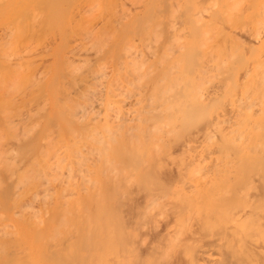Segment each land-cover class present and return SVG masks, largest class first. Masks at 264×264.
Here are the masks:
<instances>
[{
	"label": "bare ground",
	"instance_id": "obj_1",
	"mask_svg": "<svg viewBox=\"0 0 264 264\" xmlns=\"http://www.w3.org/2000/svg\"><path fill=\"white\" fill-rule=\"evenodd\" d=\"M42 1L43 4H40L47 6L46 3L44 4V0ZM51 1V5L55 6L60 1L62 2V0H59V2L55 0L57 3L54 2V4V0ZM74 1H69L68 6ZM83 1H81L82 5ZM136 1L138 2V0ZM172 1H174V4L168 5L169 8L172 7V12L169 14V16H172L169 17V22L167 21L169 18L166 20L169 24L164 21L165 19L158 20L160 17H157V15H160L157 13H163V9L169 4L167 0L163 4H166V7L161 5V8L159 2H156V8L153 9L155 11L158 8V11L157 15L153 16L152 14L156 12L153 13L151 10L153 6L147 7L146 1L143 0L140 1V4L144 2L143 6L141 5L142 15L140 16V13H137L136 19L133 20L132 18L131 20L133 23H126L127 25H125L123 22L126 20L123 22L121 20L127 19L125 17L126 11L128 14L131 9H126L124 12V8L121 6V13H119L117 9L118 1L116 0H102V2L99 0L96 5L94 3L96 1H93L94 7L91 4L92 2L88 0L90 5L85 6L94 10L98 7L96 10H99L103 15H100L101 20L98 29H95L97 23L95 26L93 24L94 29L97 30L94 32V36L91 34L94 38L89 36L94 42L91 45L95 44L94 48L89 46V42V45L87 44L90 50L93 49L92 54L90 51H86L89 49L84 47L85 49H83L88 52L85 53L88 57H83L87 55H81V58L76 59L75 55L79 52L77 51L75 55L73 52L76 53L74 50L79 46L76 48L74 46L73 50L69 49V53L73 51L70 54H73L74 60L79 61V59H82V61H79L82 62L81 64H78L77 61L73 63L71 60L73 57L67 58V56H72L69 54L66 58L64 57L65 60L60 58L61 61L63 59V63L66 62V66H62L64 69L62 72L66 73L61 72L59 76L58 73V80L55 77L57 81L55 83L53 81L54 87L52 85V88L54 91L50 98L49 107H47V104L43 105L42 102V110L38 114L35 113L36 116L42 117L41 111H43L47 120L40 123L43 121L41 118L40 120L36 118L38 122H35L37 121L35 118L32 121V118V125H30L31 122L28 123L29 119L35 115L32 113L34 116L30 117L31 111L29 110V114L26 112L30 117L28 121L23 123L21 119L20 121L17 120L25 128L21 127L25 131L23 135H20L21 130L18 133L19 135L16 134L19 130L17 132L14 130L16 133L12 131L13 134H10L11 137L9 136V132L14 127L12 123L16 121L14 119V117L16 118L15 112L13 113L15 115L12 114L14 109L11 110L12 106L9 109V104L14 105L15 96H18L20 90H23L22 93L24 92V86L30 83L31 78H28L31 74L28 75V78L26 74L25 78L22 75L23 73H20L23 72L22 69L20 72L16 71L19 76L15 73L14 78L17 77L18 82L16 83L15 79L11 80H15L14 84L20 90L17 89L19 93L16 92L15 94L14 92L15 96L12 100L9 99L11 101H7L8 97L3 101L4 97L0 95V102L2 100L0 103L2 118L0 120L3 122V125L0 124V264H264V116L262 115L264 111L262 100H264V97L261 96V93L264 95V90H261L264 89L263 83V87L259 88L261 79L264 78L259 76H264V68H262L264 60H262L263 57L256 58L263 70L262 73L260 72L261 74L259 71L257 72L258 67L256 65L258 64L255 61L253 65L257 69H255L256 73L252 72V74L257 77L255 78L252 75V78L249 77L245 80L244 77L241 79L240 76L247 75L248 70L250 71L251 68L247 65L242 67L245 63H250V61L245 62V59L241 58L242 51H247L248 48H244L246 46L242 47L244 38L241 39L242 45L240 47L245 50L241 49L242 51H240L239 43H237L238 46L235 44V47L232 41L235 40L236 42L239 38L236 40L235 35L231 34L235 33L231 30H237L236 27L240 30L236 31V34L237 32L240 34L243 29L244 31L251 29L252 34L255 33V37L250 33L251 31H248L249 34L245 32H242V34H251L256 42L264 44V18L258 16L264 10V6L260 7L263 0L258 4L260 10H263L258 11L257 16H255L256 12L253 9L254 16L259 17L261 21L253 16V12L248 14V16H253L255 20H251L257 26L254 25L255 27H253V23L248 22L250 29L246 27L248 24L246 21H249L247 19L250 17L245 22L242 21L246 26H242L243 23L239 19L237 23H241V25L236 23L237 19L235 17L239 14L242 15L244 11L241 9L240 13L237 14L239 11H236L235 7L240 10L239 6H232L235 4L234 2H236V5H240V3L237 4V0H229L230 2L226 0V2L234 7L233 12L234 10L237 12H234V15L237 14L235 17L229 15V18L233 20L231 25L235 21V25L241 27L236 26L235 29H229L230 35H224L223 32L225 31L223 30L226 26L224 22H222V25L225 24L224 27L222 26L223 28L219 26L220 24L216 25L214 23L218 26V30H222L221 34H216L218 32L216 31L217 28L213 26L215 29L212 32L219 37L217 42H220L222 35H224V38L228 37V39H225L227 42L221 40L222 43L226 42L227 45L229 42L232 44V52L235 48L234 52L237 53L238 57L236 53L227 51L229 49L226 48L228 45H222V51H224V47L225 52L227 51L224 54L226 56L227 53L229 54L228 59L234 54L229 59L232 62H228V64L230 63L231 65H229L232 66L236 60L238 61L241 58L245 62L242 63L240 60L243 64L242 66L239 65L241 69L249 68L248 70H242L241 73L237 72L240 67L236 70L234 66L232 68L227 64L228 60L220 48L219 52L215 50L222 43H216L220 45L217 46L211 40L212 37H216L212 36V22L220 23L225 21V18L228 19V16L224 15L226 12L221 11L222 16H227H223V20L212 21L219 16L216 15L215 6H212L213 0L211 2L209 0L205 1L209 2L208 6H210L208 8L212 10L214 7L213 11L210 9L205 10L207 5L203 8L200 7L201 9L197 7L201 6L202 3L204 4V2H201L203 0H199L200 5L199 2L194 1L193 3L198 5L187 3L188 6L190 5L189 9H186L188 6L184 4L186 0H181L184 2V9L183 7L178 8L176 2L178 0ZM220 1H222V7L225 11L230 10L232 12L228 8L229 6L224 7L223 0ZM45 2L49 4L50 1L45 0ZM253 2L256 6L257 2ZM63 3L67 4V1L63 0ZM132 3L134 9H136L135 7L139 8L140 5L136 6L133 1ZM80 6L81 4L78 7ZM56 7L60 11L54 8L56 10L48 12L50 14L54 12L53 19L56 16L57 20H54L56 23L51 20L50 24L53 25L54 23L57 26L59 15L57 16L56 13L59 14L66 5L62 8ZM126 7L128 8V6ZM18 8L19 5L13 8L14 10L11 9L8 14L13 11L15 13ZM169 8L166 9V13L169 12ZM68 9L66 7L65 11L67 12ZM147 9L149 12H147ZM243 9L245 8L243 7ZM28 10L26 9V12ZM37 10L36 14L40 11L37 12ZM72 10L74 11V8ZM23 11L25 13V10ZM150 11H152V14ZM206 11L210 13V18H213L211 19L212 22L208 20L207 23L203 19L204 14L208 15V12L205 13ZM210 11L214 13L212 14ZM30 12L29 15L33 11ZM183 12H187V16H183V18L186 17L185 21L181 18ZM24 13L20 16H23ZM134 13L136 15V12ZM96 14L99 15L97 12ZM150 14L151 17L148 16ZM29 15L26 16L30 17ZM83 15L82 18L84 19L85 16ZM105 15L106 17H104ZM263 15L261 14V16ZM155 16L158 18L157 23L155 20L154 23H151ZM166 16L168 15L166 14ZM166 16L164 17L166 18ZM209 16H207L208 19ZM27 17H24V20ZM3 18H8V16ZM41 18L43 19V17ZM149 18L152 20H149ZM88 19L84 21L91 20ZM181 19L184 21V25ZM227 19L225 21L227 23L226 27L230 28L232 26L229 27L230 24L228 23L231 22L229 19L228 22ZM22 20L19 22L20 20L16 18L12 19L14 23L10 22L14 26L16 23L22 24L24 21ZM15 21L18 22L15 23ZM162 22L163 24L167 23V30L164 29L165 26ZM64 23L67 25L66 22ZM116 23L118 24L116 25ZM17 24L14 28L17 26L21 29L23 25L18 24V26ZM4 25L7 24L2 25V30L6 29ZM9 25L8 23L6 27ZM81 25L83 26V24ZM251 26L257 32H253ZM256 27L257 30H255ZM14 28L11 27L12 32L9 31L10 34L13 33V30L15 32ZM32 28L34 27L32 26ZM18 31L20 35V31L24 32V30ZM55 32L57 34V31ZM79 32L85 34L82 33V38L93 33L89 27H85V30ZM45 33L43 36L48 34V32ZM8 34L7 37L11 36H8ZM68 34L64 35L68 37ZM17 35L16 38H18ZM233 35L234 40L229 39ZM250 36L248 37L250 38ZM30 38L32 40V37ZM80 40L82 42V39ZM164 40H167L166 43ZM163 42L165 45L168 43V45L163 46ZM252 42L254 41L252 40ZM14 43L12 44L14 45ZM19 43L22 42L19 41ZM248 43V45H251V40ZM34 44H37V41ZM8 45L10 46V44ZM30 45L28 46L30 47ZM212 45L217 47L215 48ZM25 46L27 47L26 44ZM210 47L217 52L216 55L213 54V58V50L211 52ZM248 47H251V49H249L250 52H246L249 53L246 57L256 50V47H252V45ZM14 48L16 49L15 46ZM80 48L81 54L82 49ZM159 48L160 51L164 49V52H159ZM254 48L255 50H252ZM15 49H12L11 52ZM238 49L240 53L236 51ZM263 49L262 46L260 52H264ZM16 50L18 52V47ZM220 52L225 57V61L219 59L220 62L214 63L213 60L216 61L215 58L217 59ZM5 53L3 51L0 54H3V56H0V58H3ZM13 53L14 59L19 57L16 56L18 53L16 55L15 52ZM89 53L92 58H90ZM40 55L33 56L38 58ZM56 55L58 57V54ZM262 55L264 56L263 53ZM223 56L221 55V58ZM8 57L11 61L10 56ZM25 58L24 55V58H19L20 60L18 58L17 61L13 60L14 63H19V61L22 62L21 59ZM233 58L236 59L234 62ZM0 60L2 62V59ZM9 61L7 64H9ZM14 63L8 66L15 65L16 67ZM30 63L29 67L31 66ZM24 64L21 65L23 68L27 63ZM21 66L19 63L18 68ZM7 67L5 71H3L4 69L0 70V73L3 71L0 74L3 83L8 80H4V76V78H7V76L13 78V76L9 77L12 69H9L8 74L5 73ZM65 68H67L66 71ZM63 69L61 68L60 71ZM261 69L260 71H262ZM13 74H10V76ZM66 76H69L71 80L67 79ZM262 81L264 82V79ZM18 83L23 85L19 86ZM14 84L12 82L13 87ZM34 84L36 86V83ZM37 85L39 86L38 83ZM1 86L0 83V93H3L1 92ZM6 86L8 85H5V88ZM3 87L2 89L6 91L7 88L4 89ZM27 88L31 90L29 87ZM256 89L260 94L253 95L254 92H257ZM7 92L10 95V92ZM33 94L36 95L37 93ZM19 95L25 97L26 94L20 93ZM36 97L34 96V98ZM34 98L32 100L36 101ZM18 100L21 102L20 99ZM36 102L38 104V101ZM22 104L21 107L25 105ZM37 104H35L36 107L40 105ZM21 116L24 117L23 114ZM26 123L31 128L25 127V125L27 126ZM5 131L7 133H4ZM39 131L41 132L39 133L40 136H37ZM200 141L204 145L198 147L197 144H200ZM186 176L187 179L188 176H194V178L198 176L196 178L198 180H193L194 178L190 177V180L187 181ZM206 176L209 180L204 179L203 181L202 179ZM227 176L228 178H226ZM230 176H232V179ZM234 176L238 179H235ZM199 179L204 183L201 181L199 183ZM196 181L199 183L200 188H198ZM201 184H204L205 187ZM140 199H143L141 200L143 205L140 203ZM133 216L135 219H133ZM171 221L173 224H170ZM162 226L165 227V231L161 228ZM160 231L166 235L164 233L162 235ZM167 238L170 239L168 242L170 244L167 243ZM152 239H158V245L154 244V246L151 243L153 246H150ZM162 240L164 242L167 240L166 244L161 243ZM160 243L163 244V247ZM145 252L149 253L146 257L144 256Z\"/></svg>",
	"mask_w": 264,
	"mask_h": 264
},
{
	"label": "rangeland",
	"instance_id": "obj_2",
	"mask_svg": "<svg viewBox=\"0 0 264 264\" xmlns=\"http://www.w3.org/2000/svg\"><path fill=\"white\" fill-rule=\"evenodd\" d=\"M0 1H1V2H0V3H1V4H0V20L2 19V20L0 21V28H1V29H0V37H1V38H0V45H1V46H0V54L3 53V51H4V53H5V51H6L5 55H7V56L4 55L3 58H0V59H2V62H1V60H0V68H1L0 70L4 69L3 71H5V70H6V67H7L9 64L14 63V62H15L14 60H16L17 58H18V59H19V58H24V55H25V57H26L27 59H26V58H25L26 60H25V59H21L22 62L19 61L20 66L22 65V63H25L24 65H26V63H27L26 66L29 67V63L31 62V63H30L31 66H30L29 68H27L26 66H25V68H23V67L21 66V67H19V68H20V69H19V68H18L19 63H14V64H16V67H15V65H14V66H13V65H10L11 68H9L10 66L7 67V71H6L5 73H7V72L9 73L11 69H12V71H11L12 73H10V74H13V73H14V74L11 75V76H10V74H9V77H12V76H13V78H8V76H7L8 73L6 74L7 78H4L5 76L3 77L4 80H5V79H8V80L10 79L9 81L6 80L9 84L11 83L10 85H9L7 82H4V83H7V84H4V83L2 82V78L0 77V78H1V79H0V83H1V85L4 86V87H3L4 89L7 88L6 91H5V90L2 89V86H1V92H3V93H0V95L4 97V98H3V101H4V99H7V97H8L7 101H8L9 99L12 100L13 96H15V95H14V92H15V94H16V92H17V93L20 92L21 94H24V95L26 94L25 97H23V95H19V94H20V93H19L18 96H17V95L15 96L16 98L14 97V98H15V99H14V105L9 104V105H10V106H9V109H11V108H12L11 110L14 109V110L12 111V114H13L14 112H15V114H16V115L13 114V115L16 116V118L14 117V119H16V121H14V122L12 123V125L14 126V127L12 128L13 130L10 129L11 131L9 132V136L11 137L10 134H13L12 131H14V130H15L16 132L19 130L17 133L14 131L16 134H18V133H20V132L22 131V132L20 133V135H23V133L25 132V131H23V129H21L22 124H21V123H20V124L18 123V122L20 121V119H21V121H23V123H25L26 121H28V119H29L31 116H34L35 113H36V114L40 113L39 111L42 110V109H41V106L43 107V105H46V104H47V107H49V105H50V103H51V99H50V98H51L52 92L54 91V89L52 88V85H53V87H54V83L59 79V77H57V74L59 73V74H58V76H59V75L61 74V72L64 71V69H63L62 66H66V65H65L66 62L64 61V63H63V59H64V57L66 58V56H67L68 54H69V55H72V56H67V58L70 59L71 57H73V58H71V60H72L73 63H74V62L77 61V60H74V56H73V54H74V55L77 54V51L79 52L77 55H80V56L78 57L77 55H75V58H76V59L81 58V55H87V54H85V53H88L89 51H90V53L92 54V50H93V49L90 50L89 48H90L91 46L93 47L95 44H92V45H91V43H94V42H92L93 39H92V38L90 39V37H93V36L95 35L94 32L97 31V30H95V29H98L97 27L100 26V20H101V19H100V15H101L102 13H100L99 10H96L98 7H97L95 10L86 7L87 5H90V4H89L90 2L88 3V0H87V1H86V0H84V1H83V0H75L74 2H72V4H69V6H68V3H69V1L71 2L72 0H69V1L66 0V1H67V4H66V3L64 4V3H63V0H62V2L60 1L61 3H60L59 0H58L59 3H58V5H56V6H59V7L62 8L63 6L66 5L67 9H68L69 7H70V8L68 9L67 12L65 11L66 7L62 8V9H61V12H60L59 14L55 12V13L57 14V16L59 15V17H58V21H57V26H56V24H54L53 22H52L53 25L50 24V23H51V20H53V21H54L55 19L57 20L56 16H55V18L53 19V16H54L53 13H54V12H52V13L50 14L48 11L51 12V11H54V10H56V9L60 11V9H58V7H56V6L53 5V4H52V5H53V6H52V5H51V2H52L51 0H48V2L50 1L49 4H48L47 2H45V0H44V4L46 3L47 6H46V5H45V6L42 5V4H43V1H42V0H19L18 2H17L16 0H3V1L0 0ZM31 1H32V2H31ZM37 1H39V3H37ZM40 1H41V2H40ZM46 1H47V0H46ZM64 1H65V0H64ZM81 1H83V5H82V2H81ZM89 1L92 2L91 4L93 5V7L96 5L97 2H99V0H89ZM93 1H96V2H94L95 5L93 4ZM103 1H104V0H103ZM116 1H118L117 3H118V6H119V7L117 6V9H118L119 13H121L120 8L122 9V7L124 8V12L126 11V9H127V10H130V9H131V10H130L131 12H130V13L128 12V14H127V11H126V16H125V17H126L127 19H123V20H121L122 22H123L124 20H126V21L123 22L125 25L130 24V23H133V21H131L132 18H133V20H134V18H135L139 13H140V14H139L140 16L142 15V13H141L142 10H141V9H142L143 3H144L145 1H146V2H145V3H146V6L148 5L147 7H152V6H153V7L151 8V10L153 11V13L156 11L155 14H152V13H151L152 11H150V13L152 14V16H153V15H157V14H160V15L163 16V14L166 13V12H165L166 9L169 8L168 5L171 6V5L174 4V1H172V0H171V1H168V0H167V3L169 2V4H167V5L165 4V5L167 6V7H166L165 5H163L164 2H165L166 0H164V1L162 0L163 3H162L161 0L158 1L159 4H160V6H159L160 8H161L162 6H164V7H166V8H164V7H163L164 9L162 8V9L164 10L165 13H164L163 11H162L163 13H159V12L157 13L158 8H157V10L155 9V11H154V9H153L154 7L156 8L155 5L158 3L157 0H156V1H153V0H152V1H151V0H144V2H143L142 4H140V3H141L143 0H138V2H137L136 0H129V1H128V0H121L120 2H119V0H116ZM132 1L135 3L136 6H137V5H138V6L140 5L139 8H138L140 11L137 9V7H135L136 9H134V8L132 7V4H133ZM135 1H136V2H135ZM140 1H141V2H140ZM182 1H183V0H182ZM182 1H181V0H180V1H179V0L176 1V2H177V6H178L179 9H181V8L184 6V5H183L184 2H182ZM186 1H187V2H186ZM186 1H185V3H184V4H186V5H187V3H189V4L192 3V5H198V4L200 5V4H201V3L199 2V0H192V2H191V0H189L190 2H189L188 0H186ZM193 1H194V2H199V3H198V4H197V3L194 4ZM205 1H206V0L201 1V2H204V4L202 3L203 6H202V4H201V6H197V7H199V8L201 7V8H203L205 5H207V7H205V10H206V9H210V10H211V8H208V7L210 6V5L208 6V4H209V2H211V0H209V2L207 1L208 3L205 2ZM224 1H225V2H224ZM228 1H229V0H228ZM233 1H235V0H233ZM253 1L257 2V3H256V6H255V3H254ZM261 1H262V0H257V1H256V0H248V1H247V0H243V1H238V0H237V4L240 3V5H236V2H234L235 4L232 5V6H239L240 10L238 9V7H235V8H236L235 10H236V11H239V12L237 13L235 10H234V12L237 13V14H239L240 11H241V9L244 10V11H243L242 15L239 14V15H241L242 17L239 16V15H238L239 17H238V16L235 17L237 14L234 15L235 13H234L233 10H232L234 7L230 6V3H229L230 1H229V2H226V0H223V3H225V4H224V7L229 6L228 8H230V9L232 10V12H230V10H229V11H225V10L223 9V7H222V5H223V4H222V1L218 0V2H219V4H218L217 0H215V1L213 0V2H212L213 5H212V3H211V5H212V6H215V10H217V14H216V15H219V16L221 17L222 14L226 12L224 15H227L229 21L231 22V23H228V24H230L229 27L232 26V27H230V28H227V27H226V26H227V23H226L225 21H226L227 18L224 19L225 21H221V19L223 20V18H224V17H227V16H224V15H223L224 17L222 16L221 18L218 16L220 20L217 19L218 17H217V18L215 17L216 19H215V18L213 19V18H210V16H209L210 13L208 12V11H209V10H208V11L205 12V13L208 12V15H207V14H204V13L202 12V13L205 15V16L203 17V19H205V21H207V23H208V20L211 21V19H213L212 21H214V20H215V21H217V20H218V21H221L220 23H219V22H218V23H217V22H212V21H211V22H212L213 24L216 23V25H217V24H220V25H219L220 27H222V26L224 27L225 24H226V26L224 27V30H223V31H225V32H223V34H224V35H226V34H229V35H230V32H228V31H230L229 29H235L234 27L239 26V25H235V21H234V24H233V25H235V26L231 25L233 20H232V18H229V15L231 14L230 17H235V19H237V20H236V23L239 22V20L241 21V23H243L242 21L245 22L246 19L250 17L249 19H247V20H249V21H246V22H247V23H248V22H251V24L253 23L252 26L255 27L254 25H256V24H254V21H252L251 19H253V16L255 15V14H254L255 12H256V15H255V16H257V14L263 10V9H262L263 7L261 8L262 10H260V7H261V6H264V5H263L264 0L262 1V5H260V7L258 6V4L261 3ZM54 2L57 3L55 0L53 1V3H54ZM75 2H76V3H75ZM85 2H87V3H85ZM101 2H102V0H101ZM148 2H149L150 5L147 4ZM156 2H157V3H156ZM170 2H171V4H170ZM181 2H182V3H181ZM216 2H217V3H216ZM250 2H251V3H250ZM252 2H253V3H252ZM19 3H20V4H19ZM40 3H42V4H40ZM55 3H54V4H55ZM138 3H139V4H138ZM180 3H181V4H180ZM205 3H206V4H205ZM215 3H216V5H214ZM226 3H227V4H226ZM25 4H27V5H25ZM37 4H38V5H37ZM39 4H40V5H39ZM75 4H76V5H75ZM77 4H78V5H77ZM80 4H81V6L78 7ZM228 4H229V5H228ZM231 4H233V2H231ZM243 4H244V5H243ZM253 4H254V5H253ZM17 5H19V8L16 9L17 11L15 10V13H14V11H13V12H12L13 14L11 13L12 15H11V14H8L9 11L11 12V9L16 8ZM23 5H24V6H23ZM60 5H61V6H60ZM85 5H86V6H85ZM92 5H91V7H92ZM124 5H125V6H124ZM141 5H142V6H141ZM151 5H152V6H151ZM161 5H162V6H161ZM179 5H180V7H179ZM245 5H246V6H245ZM247 5H250V6L247 7ZM6 6H7V7H6ZM13 6H14V7H13ZM39 6H40V7L42 6V8H40ZM121 6H122V7H121ZM126 6H128V8H127ZM177 6H176V9H177ZM187 6H188V5H187ZM189 6H190V5H189ZM189 6L186 7V9H189V8H190ZM212 6H211V7H212ZM28 7H29V8H28ZM37 7H39L40 9L37 8ZM43 7H45L44 10H43ZM46 7H47V9H46ZM51 7H52V8H51ZM89 7H90V6H89ZM93 7H92V8H93ZM173 7H174V6H173ZM191 7H192V6H191ZM197 7H196V8H197ZM231 7H232V8H231ZM243 7H244L245 9H243ZM249 7H251L252 9L249 8ZM253 7H254V8H253ZM3 8H4V9H3ZM54 8H56V9H54ZM73 8H74V11L72 10ZM76 8H77V9H76ZM81 8H82V9H81ZM84 8H85V9H84ZM160 8H159V9H160ZM171 8H172V7H171ZM171 8H169V12L166 13L168 16H166V14L164 15V16H166V18H165L164 16L162 17V16H160V15H159V16L157 15V17H160V18L158 19V18L155 16L156 19H155V17H154L153 22L151 21V23H154V20H155L156 23H157V21H158V20H161V18H163L162 20L165 19L164 21H166L170 16H172V15L169 16V14L172 12ZM199 8H198V9H199ZM201 8H200V9H201ZM228 8H227V10H228ZM247 8H248V10L246 11ZM26 9H27V10L29 9V10H28L29 12H30V11H31V12L33 11L32 13L30 12L31 15H29V12H28V11L26 12ZM32 9H33V10H32ZM34 9H36V10L38 9L37 12H38L39 10H40L39 12H41V11L43 10L44 13H43V11H42L41 13L38 12V14H36V13H35L36 10L34 11ZM52 9H53V10H52ZM80 9H81V10H80ZM174 9H175V7H174ZM174 9H173V10H174ZM183 9H184V7H183ZM200 9H199V10H200ZM253 9H255V12H254ZM13 10H14V9H13ZM23 10H25V13H24ZM62 10H64V11H62ZM71 10H72V12H71ZM75 10L77 11V13H76ZM82 10H83V12H82ZM84 10H85V12H84ZM87 10H88V11H87ZM147 10H148V9H147ZM149 10H150V8H149ZM149 10H148L147 12H149ZM170 10H171V11H170ZM213 10H214V7L212 8L211 11H213ZM252 10H253V11H252ZM91 11H92V12H91ZM159 11H161V10H159ZM200 11H201V10H200ZM202 11H204V10H202ZM211 11H210V12H211ZM221 11H222L223 13H221ZM258 11H259V12H258ZM45 12H46L47 16H46ZM57 12H58V11H57ZM65 12H66V16H65ZM88 12H89V13H88ZM96 12H97L99 15H97ZM134 12H136V15H135ZM228 12H230V13L228 14ZM249 12H250V13H249ZM252 12H253V16H252V15H251V16H250V15L248 16V14H251ZM262 12H263V13H260L258 16L264 18V15H263V14H264V10H263ZM23 13H24V15H23L24 17H27L26 15H29L30 17H27V18L24 20V17H23V16H20V15H22ZM70 13H71V14H70ZM72 13H73V14H72ZM85 13L88 14V15L86 16ZM93 13H94V14H93ZM137 13H138V14H137ZM156 13H157V14H156ZM211 13L213 14L214 12H211ZM39 14H40V15H43V16H40ZM83 14H85V15H83ZM89 14H92V15L89 16ZM103 14H104V13H103ZM116 14H118V13H116ZM132 14H133V15H132ZM151 14L148 15V16L151 17ZM203 14H202V15H203ZM232 14H233V15H232ZM261 14H262L263 16H261ZM10 15H11V16H10ZM14 15H15V16H14ZM34 15H35V16H34ZM36 15H37V16H36ZM44 15H45V17H44ZM49 15H50V16H49ZM71 15H73L75 18H74L73 16H71ZM78 15H79V16H78ZM82 15L85 16L84 19L82 18ZM93 15H94L95 19H94ZM118 15H119V14H118ZM181 15H182L181 18L184 20V19H186V17L183 18V16H187V12H183V13H181ZM7 16H8V18H5V19L3 18V17H7ZM18 16H20V17L18 18ZM38 16H39V17H38ZM48 16H49V17H48ZM68 16H69V17H68ZM101 16H103V15H101ZM131 16H132V17H131ZM207 16H209V19L207 18ZM211 16L214 17L213 15H211ZM255 16H254V17H255ZM31 17H32L33 19H32ZM41 17H43V19H42ZM46 17H48V18H46ZM64 17H66L68 21H67L66 18H64ZM71 17H72V18H71ZM78 17H79V18H82V19L80 20ZM104 17H106V15H105ZM104 17H101V18H104ZM251 17H252V18H251ZM259 17H258V18L255 17V18L260 20ZM16 18H17V20H20L19 22H21L22 19L24 20V21L22 20V21L24 22V24H23V22H22V24L18 23L19 25H23L24 28H23V26H22V28L20 27L21 29L17 28V26L14 28V26L17 24L16 22H18V21H15L16 24H14V26H12L13 23H14V22L12 21V19L14 20V19H16ZM29 18H30V19H29ZM88 18L91 19V20H90V21H87V20L84 21L85 19H88ZM152 18H153V17H152ZM206 18H207V20H206ZM240 18H241L242 20H241ZM40 19H41V20H40ZM47 19H48V20H47ZM70 19H71V20H70ZM77 19H78V21H77ZM89 19H88V20H89ZM92 19H94V20H92ZM97 19H98V21H97ZM135 19H136V18H135ZM157 19H158V20H157ZM182 19H181V21H182V24L184 25L183 22H184L185 20L183 21ZM228 19H227V21H228ZM238 19H239V20H238ZM261 19H262V18H261ZM27 20H28V22H30L31 24L28 23ZM33 20H34V21H33ZM37 20H38V21H37ZM60 20H61V22H60ZM72 20H73V21H72ZM79 20H80V21H79ZM149 20H152V19L149 18ZM250 20H251V21H250ZM253 20H255V19H253ZM10 21L13 22V23H11ZM31 21H32V22H31ZM40 21H41V22H40ZM42 21H44V22H42ZM49 21H50V22H49ZM71 21H72V22H71ZM81 21H83V22H81ZM164 21H163V22H164ZM167 21L169 22V21H170V18H169ZM167 21H166V22H167ZM229 21H228V22H229ZM256 21L259 22L258 20H256ZM260 21H261V20H260ZM263 21H264V19H263ZM34 22H35V23H34ZM36 22H37V24H36ZM54 22L56 23V21H54ZM64 22H66L67 25H65ZM80 22H81V24H83V26L80 24ZM84 22H85V23H84ZM93 22H94V23H93ZM163 22H162V24H163ZM168 22H167V23H168ZM211 22H210V24H211ZM222 22H224L225 24L222 25ZM8 23H9L10 25L12 24L11 27H12V29H13V28L15 29V32H16V33H15L14 30H13V33L10 34V32H12V31H11L12 29H11L10 25H9L8 27H6V26L8 25ZM32 23H33V24H32ZM42 23H43V24H42ZM47 23H48V24H47ZM70 23H72V24H70ZM74 23H75V24H74ZM96 23H97L98 26L96 25ZM126 23H127V24H126ZM167 23H166V24H163V25L165 26L164 29L166 28V30H167ZM241 23H237V24H240V25H241ZM255 23H256V22H255ZM3 24H7L6 26L4 25V27H5L6 29L10 27V29H8L7 31H6V29L2 30V29H3V27H2ZM18 24H17V25H18ZM62 24H63L64 27L62 26ZM79 24H80V26H79V28H78V30H77V27H78ZM93 24H94V26L96 25V26H95V27H96L95 29H94ZM117 24H118V23H116V25H117ZM168 24H169V23H168ZM182 24H181V26H182ZM185 24H187V22H185ZM213 24H212V27H211V28H212V29H211V32H212V31L214 32L213 29L217 28L216 31H218V32H217V33L215 32V33H216V34H218V33L221 34V33H222V30H221V31L218 30V26H216L215 24L213 25ZM243 24H245V23H243ZM243 24H242V26H246V24H245V25H243ZM257 24H258V23H257ZM19 25H18V26H19ZM28 25H29V27H28ZM31 25H32L34 28H32ZM35 25H37V26H35ZM39 25H40V26H39ZM41 25H42V26H41ZM46 25H47V27H46ZM68 25H69V26H68ZM75 25H76V26H75ZM179 25H180V24H179ZM49 26L51 27V29H50ZM52 26H53L54 28H53ZM70 26H72V27H70ZM213 26H215V28H214ZM252 26H251V28H253ZM256 26H257V25H256ZM30 27H31V28H30ZM35 27H36V28H35ZM55 27H56V28H55ZM65 27H66V28H65ZM75 27H76V28H75ZM85 27H87V28L89 27L90 30H91L94 34H93V33H90V35L88 34V36H86L85 38H84V36H83V38H82V33H83V32L80 33L79 31H81V30L83 31V29L85 30ZM183 27H184V26H183ZM223 27H222V28H223ZM239 27H241V26H239ZM246 27H248V28L250 29V24L248 23ZM16 28H17L18 30H24V32L20 31V33H21V35H20V34L18 33L19 31H18ZM27 28H29V29L27 30ZM91 28H92V29H91ZM222 28H221V29H222ZM225 28H226V30H225ZM236 28H237V30H231V32L235 31V33H234V32L231 33V34H234L235 37H234V35H233V36H230L231 38H229V39L232 40V39H233L232 37L236 38V40H238V38H239V40H241V39L244 38V41H243V45H242V43H241L242 40H241V41L238 40L239 42H238V41L235 42V40L233 39L234 41H232V43H234V45L237 44V43H239L240 45L237 44V46L239 45V47H240L241 45H242V47L246 46V47H244V48H248V50H247L248 52H250L249 49H251V47L249 48L248 46H251V45H252V47H256V50H257V51L255 50V48L252 49V50H255V52L253 51V52H254V53L252 52L253 54L250 53L251 55H249L248 57H246V56H247L249 53L247 54V53H246L247 51H242L244 48H241V47H240V51H242L243 55L241 54V56H242V57H241L240 54H239V58H240V57H241V58H244V59H245V62H249V61H250L249 64L243 62V61H242L243 59H241V58H240V59L237 58L238 61H237L235 58H233V62H234L235 60H236V62L233 63L232 66H230L231 64L229 63V64H230V65H229L228 62H232V61H229V59H231V58L233 57V55H234L236 52H234V50H235V48H234V50H233L234 54L232 55V57L230 56L229 59L227 58V56H228L229 54L227 53V56L225 55L226 52H227L228 50L232 52V50H231V49H232V47H231L232 44H230V43L228 42V43H227L228 46L226 45L227 40H225V39H226V38L228 39V37L225 36L226 38H224V35H222L223 37H222V39H221V38H220V39H221V40H225L226 42L222 43L221 40H220V42H217V41H219V37H218V35H217V36L214 35V33L212 32V36H216V37H212L211 40L214 41L213 44L215 43V45H217V44H221V43H222L221 46H220V45H217V46H220V47H217V46L214 45L215 48H216V47L218 48V50H217V48H216V49L214 48L217 52H219V51L221 50V52H223V54H224V52H225V47H224V51H222V49H223L222 45H223V44L227 46L226 48H229V49H227V51L225 52L224 55L226 56V59L228 60V61H227V64H228L230 67H232V68L235 67L236 70H237L240 66L243 65L242 63H245V65H243L242 67H245L246 65H247V67H248V66L251 67V68H250V71L248 70L249 68H247V67H246L247 69L244 68L245 70H248V72H249L247 75L242 76V75L240 74V75H241V76H240L241 79L245 77L244 79L246 80V79L249 78V77L252 78V75H253V77H255L254 74H252V72H253V73H254V72L256 73L255 69H257V68L253 65V64L255 63V61H256V62L258 61V60H256V58H257V57H263L262 60H264V56L262 55V53L264 54V52H260L261 49H262V46L264 47V44H259L258 42H256V41L254 40V38H253L252 35H254V37H255L256 35H255V33L252 34L251 29H250V30L247 29V31H244V29L242 28L243 31H242V29H241V31H242V32H245L246 34L248 33V31H249V32L251 31L250 33H251L252 35H251V34H250V35H251L252 37H251L250 35H244V34H242V32H240V34H239V32H237V34H236V31H240V30H238V27H236ZM244 28H245V27H244ZM30 29H31V31H30ZM32 29H34V30H32ZM53 29H57V30H55V31H57V34H56V32H55ZM64 29H65V30H64ZM68 29H69V30H68ZM72 29H73V31H71ZM79 29H80V30H79ZM93 29H94V31H93ZM99 29H100V28H99ZM227 29H228V30H227ZM16 30H17V31H16ZM48 30H49V31H48ZM58 30H59V31H58ZM66 30H67V31H66ZM75 30H77L78 32L75 31ZM86 30H87V29H86ZM245 30H246V28H245ZM252 30H253V32H257V31H254V28H253ZM255 30H257V27L255 28ZM9 31H10V32H9ZM25 31H27V32H25ZM33 31H34V32H33ZM51 31H52V32H51ZM60 31H62V32L60 33ZM69 31H70V33L68 34ZM30 32H31V33H30ZM45 32H46V33L48 32V34H46ZM85 32H86V31H85ZM8 33H9V34H8ZM44 33L46 34V36H43ZM59 33H60V34H59ZM63 33L66 34V35L68 34V37H67L66 35H64ZM79 33H80V35H79ZM164 33H165V31H164ZM1 34H2V36H1ZM7 34H8V36H9V35H11V36L7 37V36H6ZM14 34H15V35H14ZM16 34H18L17 37H18L19 39L15 37ZM77 34H78V35H77ZM91 34H92L93 36H92ZM238 34H239V35H238ZM248 34H249V33H248ZM13 35H14V36H13ZM19 35H20L21 37H20ZM28 35H29V36H28ZM47 35H48V36H47ZM59 35H61V36H59ZM62 35H63V36H62ZM83 35H85V34L83 33ZM229 35H228V36H229ZM237 35H238L239 37H238ZM242 35H243V36H242ZM35 36H37V37H35ZM42 36L45 37L46 39H45V38L43 39ZM69 36H70V37H69ZM89 36H90V37H89ZM219 36L221 37V35H219ZM248 36H250V38H249ZM6 37H7V38H6ZM30 37H32V40H31ZM40 37H41V38H40ZM75 37H76V39H75ZM245 37H246V38H245ZM4 38H6V39H4ZM9 38H10V39H9ZM15 38H16V40H14ZM24 38H25V39H24ZM35 38H36V39H35ZM47 38H48V39H47ZM67 38H69L68 41H66ZM71 38H72V39H71ZM86 38H89V39H86ZM93 38H94V37H93ZM223 38H224V39H223ZM248 38H249V39H248ZM252 38H253V39H252ZM1 39H2V40H1ZM7 39H8V40H7ZM23 39H24V40H23ZM33 39H35V40H33ZM78 39H79V40H78ZM80 39H82V42H85L86 44L80 42V41H81ZM84 39H85V40H84ZM215 39H217V40H215ZM246 39H247V40H246ZM13 40L15 41V43H14ZM18 40H19L20 42H22V43H19ZM41 40H43V41L41 42ZM63 40H64V42H63ZM69 40H70V41H69ZM231 40H230V42H231ZM250 40H251V45H248V44H249L248 42H249ZM252 40H253L254 42H256V43L252 42ZM1 41H2V42H1ZM9 41H10V43H9ZM16 41H18V42H16ZM23 41H25V42H23ZM26 41L28 42V44H27ZM36 41H37V44H38V45H37V44H34V42L36 43ZM39 41H40V43H39ZM45 41H46V42H45ZM101 41H102V39H101ZM164 41H165V43H166L167 40H164ZM88 42L90 43V45L88 44ZM245 42H246V43H245ZM2 43H4V44H2ZM12 43H14V45H13ZM24 43L27 45V47L25 46ZM41 43H42V45H41ZM64 43H65V44H64ZM165 43L163 42L162 45L164 46ZM210 43H212V42H210ZM216 43H217V44H216ZM253 43H254V44H253ZM257 43H258L259 45H258ZM8 44H10V46H9ZM15 44H16V45H15ZM17 44H18V46H17ZM22 44H23V45H22ZM30 44H31V45H30ZM87 44H88L90 47H89ZM229 44H230V47H231V48L229 47ZM2 45H3V46H6V47L3 48ZM19 45H20V47H19ZM28 45H30V47L32 46L34 49H33V48L31 49ZM35 45H37V46L34 47ZM66 45H68V46H66ZM70 45H71V46H70ZM81 45H82V46H81ZM85 45H87V46H85ZM167 45H168V43H167L165 46H167ZM14 46L16 47V49H17V47H18V52H17V50L14 48ZM24 46H25V47H24ZM41 46H42V47H41ZM69 46H70V47H69ZM72 46H73V47H72ZM74 46H75V48L78 47V46H79V47L76 48L77 50H76V49L74 50V51H76V53L73 52V51H71V52H73V54H70L71 52L69 53V49H72V50H73V49H74ZM80 46H81V48H80ZM163 46H161V48H164V49H165V47H163ZM212 46H213V45H212ZM212 46H211V47H212ZM214 46H213V47H214ZM44 47H45V49H44ZM47 47H48V48H47ZM50 47H51V48H50ZM84 47H85L86 49H89V50H86V51H88V52H86V51L84 50V49H85ZM87 47H88V48H87ZM211 47H210L209 49H211ZM213 47H212V48H213ZM233 47H234V46H233ZM235 47H236V45H235ZM259 47H260V48H259ZM2 48L5 49V50H3ZM25 48H26V49H25ZM27 48H28V49H27ZM65 48H66V49H65ZM79 48L82 49V50H81V52H82L81 54H80ZM83 48H84V49H83ZM93 48H94V47H93ZM95 48H96V47H95ZM219 48H220V50H219ZM237 48H238V47H237ZM12 49H15V50H13V52H15V55L18 53V55H16V56H19V57H16V59H14V58H15L14 53L11 52ZM41 49H42V50H41ZM164 49H161V51H160V48H159L158 51L163 53V52H164ZM241 49H242V50H241ZM8 50H9L10 52H7ZM23 50H24V51H23ZM29 50H33L34 52H33V51H30V52H29ZM35 50H36V51H35ZM212 50H213V49H211L210 51L212 52ZM244 50H245V49H244ZM19 51H21V52H19ZM27 51H28V52H27ZM45 51H46V53H45ZM236 51H239V49L236 50ZM240 51H239L238 53H240ZM262 51H264V49H263ZM24 52H25V53H24ZM42 52H43V53H42ZM217 52H215V51L213 50L212 55H213L214 53H215L214 55H216ZM221 52H220L219 56L217 55V59L215 58L216 61L213 60L214 63H215V62L217 63V62L219 61V59H224V58H225ZM233 52H232V53H233ZM244 52H245V53H244ZM8 53H9V54L11 53V54H13V55H11V54L9 55ZM28 53H29V54H28ZM39 53H42V54L40 55ZM90 53H89V56H91ZM229 53H230V52H229ZM260 53H261V55H260ZM21 54H22V57H21ZM37 54H38V56L40 55V57L36 58V57H37V56H36ZM55 54H58V57H57V55L55 56ZM93 54H94V53H93ZM245 54H246V55H245ZM258 54H259L260 56H259ZM31 55H32V56H31ZM33 55L36 56V57H34ZM48 55H49V56H48ZM62 55H63V56H62ZM214 55L212 56V58L214 57ZM221 55L223 56L222 58H221ZM230 55H231V54H230ZM0 56L2 57L3 54L0 55ZM8 56H10V59H12V60L14 59V60H13V61H12V60L9 61V59H8L9 57H8ZM11 56H12V57H11ZM43 56H44V57H43ZM93 56H94V55H93ZM236 56H237V53H236ZM5 57H7V58H5ZM13 57H14V58H13ZM56 57H57V59H56ZM83 57H88V55H87V56H83ZM83 57H82V58H83ZM237 57H238V56H237ZM28 58H29V59H28ZM34 58H35V59H34ZM58 58H59V59H58ZM60 58H63L62 61H61ZM90 58H92V56H91ZM3 59H4V60H3ZM5 59H6V60H5ZM31 59H33V60H31ZM38 59H39V60H38ZM251 59H252L253 61H252ZM257 59H258V58H257ZM259 59L261 60V58H259ZM7 60L9 61V64H7V63H8ZM19 60H20V59H19ZM23 60H24L25 62H24ZM27 60H28V61H27ZM30 60H31V61H30ZM64 60H65V59H64ZM80 60L82 61V59H79V61H80ZM240 60L242 61V63H241ZM246 60H247V61H246ZM3 61H4L5 63H4ZM16 61H17V60H16ZM26 61H27V62H26ZM33 61H34V62H33ZM58 61H59L60 63H59ZM79 61H77V62H79ZM222 61H225V59L222 60ZM10 62H11V63H10ZM32 62H33V63H32ZM35 62H36V64H35ZM77 62H76V63H77ZM219 62H220V61H219ZM237 62H238V63H237ZM251 62H252V63H251ZM258 62H259V61H258ZM258 62H257V64H258ZM1 63H2V64H1ZM62 63H63L64 65H63ZM76 63H75V64H76ZM81 63H82V62H81ZM81 63L79 62L78 64H81ZM236 63H237V64H236ZM262 63H263V67H262V68H264V62H262ZM17 64H18V65H17ZM33 64H35V65L33 66ZM259 64H260V62H259ZM259 64H258V65H259ZM239 65H240V66H239ZM258 65H256V66H257L258 69H259V68H260V65H259V66H258ZM32 66H33V67H32ZM35 66H36V67H35ZM39 66H40V67H39ZM233 66H234V67H233ZM261 66H262V65H261ZM12 67H13V68H12ZM44 67H45V68H44ZM16 68H17V69H16ZM30 68H31V69H30ZM42 68H43V69H42ZM61 68H62L63 70L60 71ZM9 69H10V70H9ZM14 69H15V70H14ZM21 69H22L23 72H20ZM45 69H46V71H44ZM66 69H67V68H65V71H66ZM240 69H241V67H240ZM240 69H239V71L237 70V72L241 73L242 70H244L243 68H242L241 70H240ZM258 69H257V72H258V71H259V73H260V72H261V73L263 72V70H262L261 68H260V69H261L262 71H260V69H259V70H258ZM25 70H26L27 72H26ZM34 70H35V71H34ZM39 70H40V71H39ZM41 70H42L43 73L41 72ZM236 70H234V71L236 72ZM3 71H1V73H2ZM14 71H15V72H14ZM16 71H17V72H20V73H23V74H22L23 77L27 74V78H28V75H30V74L32 75V74L34 73V74L32 75V77H31V75H30V77L28 78V79H30V78L32 79V78L34 77V78L32 79V81H31V79H30V83H29L30 85L27 84V82H29V81L26 79V80H27V82H26L27 86H26V85L24 86L26 91L24 90L23 93H22L23 90L21 91V90L18 88V86L14 84L15 82H16V83L18 82V81H17L18 78H17V77H16L17 79L14 78V77H15L14 75H16V74L18 75V73H17ZM24 71H25V72H24ZM36 72H37V73H36ZM1 73H0V74H1ZM15 73H16V74H15ZM38 73H39V74H38ZM62 73L65 74L66 72H62ZM261 73H260V74H261ZM3 74H4V73H3ZM38 75H39V76H38ZM41 75H42V76H41ZM62 75H63V74H62ZM62 75H61V76H62ZM250 75H251V76H250ZM263 75H264V74H263ZM0 76H2V75H0ZM18 76H19V75H18ZM36 76H38V77L36 78ZM259 76H260L261 78L264 77V76H261V75H259ZM41 77H42V78H41ZM55 77H57V78H56L57 80H55ZM240 77H238V78H239V80L241 81ZM256 77H257V76H256ZM256 77H255V78H256ZM25 78H26V76H25ZM61 78H62V77H61ZM66 78H67V79H70L69 76H66ZM255 78H254V79H255ZM261 78H260V79H261ZM11 79H15L16 81L14 80V81H15V82H14V81L11 80ZM20 79H21V78H20ZM22 79H24V78H22ZM244 79H243V80H244ZM263 79H264V78H263ZM263 79H261V82H260L261 85H262V83H263V85H264V82L262 81ZM18 80H19V79H18ZM26 80H24V81H26ZM37 80H38V81H37ZM42 80H43V81H42ZM70 80H71V79H70ZM21 81H22V80H21ZM53 81H54V83H53ZM12 82H13V84L17 87L16 89H15V86H14V87L12 86ZM32 82H33V83H32ZM2 83H3V84H2ZM19 83H20V82H19ZM19 83H18V85H19ZM22 83H23V82H22ZM22 83H21V84H22ZM34 83H36L37 88H36V86H34V85H35ZM37 83L39 84V86L37 85ZM40 83H41V85H40ZM52 83H53V84H52ZM21 84H20L19 86H22V85H23V84H22V85H21ZM31 84H32V85H31ZM258 84H259V82L257 83V85H258ZM260 84H259V88H260V87H263V85L261 86ZM5 85H8V86H10V87L6 86V88H5ZM28 85H29V86H28ZM30 86H33V87H30ZM27 87H29L31 90H29ZM50 87H51V88H50ZM8 88H9V89H8ZM10 88H11L12 90H11ZM13 88H14V89H13ZM20 88L22 89L23 87H20ZM35 88H36L37 90H36ZM257 88H258V87H257ZM263 88H264V87H263ZM17 89H19L20 91L18 92ZM23 89H24V88H23ZM2 90H3V91H2ZM38 90H39L40 92H37ZM261 90H264V89H261ZM7 91L10 92V93H9L10 95H8V92H7ZM34 91H35V92H34ZM48 91H49V92H48ZM255 91H257V92H254L253 95H255L256 93H257V94H260V93H258V90H257V89H256ZM4 92H5V93H4ZM12 92H13V93H12ZM25 92H29V93H25ZM31 92H32V94H31ZM33 93H35V94L37 93V94L34 95ZM41 93H42V94H41ZM263 93H264V92H263ZM5 94H6V95H5ZM28 94H29V95H28ZM39 94H41V95H39ZM27 95H28V96H27ZM31 95H32L33 97H32ZM43 95H44V96H43ZM5 96H6V97H5ZM10 96H12V97H10ZM34 96H37V97L34 98ZM261 96L264 97V95H263L262 93H261ZM9 97H10V98H9ZM19 97H20V98H19ZM30 97H31V98H30ZM258 97H259V96H258ZM263 97H262V98H263ZM21 98H22V99H21ZM25 98H26V99H25ZM29 98H30L31 101L29 100ZM33 98H34L36 101H38V104H40V105H38L36 101L32 100ZM38 98H39V100H37ZM46 98H47V99H46ZM0 99H1V98H0ZM18 99H20L21 102H20ZM27 99H28V100H27ZM40 99H41V100L43 99V101H41ZM223 99H224V98H223ZM223 99H222V100H223ZM11 100H9V101H11ZM15 100H16V101H15ZM22 100H23V101H22ZM44 100H45V101H44ZM261 100H262V99H261ZM29 101H30L31 103H30ZM39 101H40V102H39ZM1 102H2V100H1ZM1 102H0V103H1ZM28 102H29L30 104H29ZM33 102H34V103H33ZM42 102H43V103H42ZM46 102H47V103H46ZM262 102H264V100H262ZM9 103H10V102H9ZM22 103L25 104V105H23ZM41 103H42L43 105H42ZM44 103H45V104H44ZM21 104L23 105V107H21ZM35 104H37L38 106L36 107ZM263 104H264V103H263ZM27 105H28L29 107H28ZM11 106H12V107H11ZM19 106H20V107H19ZM0 107H1V105H0ZM10 107H11V108H10ZM18 107H19V109H20V108H21V109H20V110L17 109ZM30 107H32V109H30ZM38 107H39V108H38ZM45 107H46V106H45ZM23 108H24V110H22ZM33 109H34V110H33ZM36 109H37V110H36ZM225 109H226V108H225ZM29 110L31 111V113H30V117H28L29 115H27V113L29 114ZM263 110H264V106H263ZM16 111H17L18 113H17ZM32 111H33V112H32ZM10 112H11V111H10ZM26 112H27V113H26ZM41 112H42V114L44 115L43 111H41ZM219 112H220V111H219ZM221 112H223V111L221 110ZM32 113H33L34 115H33ZM261 113H262V112H261ZM0 114H2L1 111H0ZM20 114H21V115L23 114L24 117L22 118V116H21ZM25 114H26L27 116H26ZM17 115H18V116L20 115V116L18 117ZM43 115H41L42 117H39V115H37V116L35 115L36 117H35V116H34V117H31V119H29L30 121H28V123L31 122L30 125H32V121H34V118H35V119L38 118V120H40V118H41V120H43V121H41L40 123L45 122V121L47 120V117H45V115H44V116H43ZM262 115L264 116V111H263V114H262ZM25 116L28 117V118H26ZM1 118H2V117H1V115H0V119H1ZM12 118H13V117H12ZM25 118H26V119H25ZM32 118H33V120H32ZM263 118H264V117H263ZM18 119H19V121L17 122ZM22 119H24V120H22ZM31 120H32V121H31ZM36 120H37V119H36ZM38 120L35 121V122H38ZM24 121H25V122H24ZM15 123H16V125H14ZM0 124L3 125V122H1V120H0ZM18 124H19V125H18ZM26 124H27V123H26ZM36 124H37V123H36ZM2 125H1V126H2ZM24 125H25V124H24ZM33 125H35V123H33ZM25 127H30V128H31V126H29V124H27V126L25 125ZM14 128H15V129H14ZM22 128H24V127H22ZM16 129H17V130H16ZM24 129H25V128H24ZM20 130H21V131H20ZM6 131H8V129H6ZM6 131H5L4 133H7ZM40 131H41V130H40ZM40 131L38 132L37 136H40V134H39V133H41ZM11 132H12V133H11ZM15 133H14V134H15ZM18 135H19V134H18ZM37 136H36V137H37ZM6 137H8V136L6 135ZM205 144H206V143H205ZM197 145H198V147H200L201 145H204V144H203V142L200 141V144L198 143ZM263 154H264V153H263ZM188 177H189V178L191 177L192 179L194 178V176H188ZM202 177H203V176H202ZM202 177H200V178H202ZM209 177H210V176H209ZM213 177H214V176H213ZM215 177H216V176H215ZM223 177H224V176H223ZM230 177H231V179H232V176H230ZM234 177H235V176H234ZM239 177H241V176H239ZM184 178H185V177H184ZM189 178H188V179H189ZM196 178H198V176H197ZM196 178H194L193 180H198V179H196ZM211 178H212V177H211ZM217 178H218V176H217ZM226 178H228V176H227ZM263 178H264V177H263ZM186 179H187V176H186ZM188 179H187V181L190 180V179H189V180H188ZM192 179H191V180H192ZM204 179L209 180V178H208L207 176H206V178L204 177L202 180L204 181ZM235 179H238V178L235 177ZM181 180L183 181L182 178H181ZM202 180L199 179V183H200V181L202 182ZM233 180H234V178H233ZM182 181H181V182H182ZM184 181H185V180H184ZM196 182H197V181H196ZM196 182H194V183H196ZM205 182H208V181H205ZM197 183H198V182H197ZM197 183H196V184H197ZM199 183L197 184L198 188H200ZM202 183H204V182H202ZM180 184H181V183H180ZM201 185H204V184H201ZM197 186H196V187H197ZM208 186H209V184H208ZM203 187H205V185H204ZM203 187L201 186V188H203ZM206 187H207V185H206ZM224 189H225V188H224ZM231 193H232V191H231ZM233 195H234V194H233ZM233 198H234V197H233ZM141 200H143V199H140V203H141ZM228 200H229V199H228ZM237 201H238V200H237ZM141 204L143 205V203H141ZM236 204H237V203H236ZM140 214H141V213H140ZM135 215H136V214H135ZM135 215H134V216H135ZM134 216H133V217H134ZM133 217H132V218H133ZM133 219H135V217H134ZM133 219H132V220H133ZM171 223H172V221L170 222V224H171ZM170 224H169V225H170ZM172 224H173V223H172ZM153 225H154V224H153ZM169 225H168V226H169ZM151 226H152V224H151ZM168 226H167V227H168ZM170 226H172V225H170ZM154 227H155V226H154ZM167 227H166V228H167ZM161 228L164 229V230H163V229H160L161 231H162V230L165 231V227H164V226H162ZM168 228H169V227H168ZM168 228H167V229H168ZM167 229H166V230H167ZM169 229H170V228H169ZM161 231H160V233H162ZM163 233H164V232H163ZM163 233H162V235L165 234V233H164V234H163ZM170 234H171V233H170ZM173 234H174V233H173ZM173 234H172V236H173ZM165 235H166V234H165ZM167 236H168V235H167ZM172 236H170V237H172ZM164 237H165V236H164ZM170 237H169V238H170ZM165 239H166V238H165ZM170 239H171V238H170ZM170 239L167 238V240H168V241L166 240L167 243L169 242ZM153 240H155L156 242H154ZM149 241H150V240H149ZM152 241H153V242H152ZM152 241H150V244H149L150 246H153L154 244H155V245H158V244H157L158 239H152ZM166 241H165V242H166ZM165 242L162 240L161 243H165ZM151 243H153V245H151ZM158 243H159V242H158ZM161 243H160V244H161ZM160 244H159V245H160ZM165 244H166V243H165ZM168 244H170V243H168ZM155 245H154V246H155ZM162 245H163V244H161V246H162ZM162 247H163V246H162ZM148 255H149L148 252H145V253H144V256H145V257L148 256ZM183 264H184V263H183Z\"/></svg>",
	"mask_w": 264,
	"mask_h": 264
}]
</instances>
